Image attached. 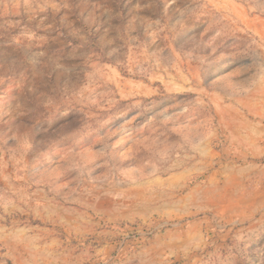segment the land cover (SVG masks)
I'll return each instance as SVG.
<instances>
[{
	"label": "rangeland",
	"instance_id": "374dc122",
	"mask_svg": "<svg viewBox=\"0 0 264 264\" xmlns=\"http://www.w3.org/2000/svg\"><path fill=\"white\" fill-rule=\"evenodd\" d=\"M264 0H0V264H264Z\"/></svg>",
	"mask_w": 264,
	"mask_h": 264
},
{
	"label": "crops",
	"instance_id": "0c3cea01",
	"mask_svg": "<svg viewBox=\"0 0 264 264\" xmlns=\"http://www.w3.org/2000/svg\"><path fill=\"white\" fill-rule=\"evenodd\" d=\"M261 129H263L264 130V124H262V128Z\"/></svg>",
	"mask_w": 264,
	"mask_h": 264
}]
</instances>
